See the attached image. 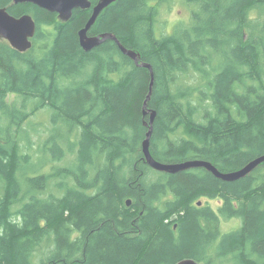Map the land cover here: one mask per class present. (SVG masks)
<instances>
[{"label":"trees","instance_id":"trees-1","mask_svg":"<svg viewBox=\"0 0 264 264\" xmlns=\"http://www.w3.org/2000/svg\"><path fill=\"white\" fill-rule=\"evenodd\" d=\"M13 1L0 7L31 14L37 32L26 52L0 39V264H264V163L228 182L204 168L157 171L142 149L154 109L159 161L230 172L264 154V0H183L190 23L161 37L159 6L172 0L107 7L89 34L113 33L152 65L146 109L149 69L113 40L81 47L92 10L62 22ZM44 109L52 127L36 149L25 124ZM48 153L66 166L39 172L34 157ZM201 196L222 204L199 207ZM234 218L241 227L224 232Z\"/></svg>","mask_w":264,"mask_h":264},{"label":"water","instance_id":"water-1","mask_svg":"<svg viewBox=\"0 0 264 264\" xmlns=\"http://www.w3.org/2000/svg\"><path fill=\"white\" fill-rule=\"evenodd\" d=\"M117 1L118 0H98L95 4H93L91 0H14L13 2L15 4L26 2L33 3L50 12L57 13L62 22L70 21L76 9L92 10V14L87 23L78 32L81 47L85 51H91L107 40H113L117 43L122 53L134 60L137 66L149 69L152 80L148 95L144 102V109H146L148 107V102L151 100L154 87V70L152 65L142 61L141 55L138 52L124 46L113 33H101L95 36L89 34L91 28L104 10ZM36 32L37 23L31 14L26 13L20 17H16L9 13L7 7H0V39L8 41L9 44L18 51L26 52L33 47V38L35 37ZM148 113H150V121L146 123L148 131L146 133V139L143 141L142 149L147 164L157 171L175 174L193 168H204L213 173L219 179L233 182L248 176L264 163V154H262L237 170L222 172L212 162L203 159H190L177 163H165L159 161L153 156L151 151V138L154 132L157 112L154 109H149L145 111V114ZM130 204L131 200L128 201V205ZM176 264L202 263L192 258H186Z\"/></svg>","mask_w":264,"mask_h":264},{"label":"rangeland","instance_id":"rangeland-1","mask_svg":"<svg viewBox=\"0 0 264 264\" xmlns=\"http://www.w3.org/2000/svg\"><path fill=\"white\" fill-rule=\"evenodd\" d=\"M190 20L191 8L187 6L183 0H172L167 4H163L159 6L157 24L155 27L156 36L161 37L162 35L171 34L175 30L176 26L180 24H188L190 23ZM15 98L16 94L11 93L9 94L8 100L10 103H12ZM51 117V111L49 109H44L31 117V119L25 124L33 130L32 134L33 139L36 141L34 144L36 149H39L41 142L49 135V129L52 127ZM177 136H182V133H179ZM50 156L54 158V153H48L47 155H38L34 157V163L39 169V172L43 170L44 172L50 171L53 173L57 166L64 167L68 162L67 159H65L63 161H56L54 163L51 161L48 164L47 158ZM53 191L57 193L54 188ZM48 192H50V190ZM200 199L203 201L204 206H210L213 209H217V206L219 205L217 199H213L208 196H201L196 200V202L200 201ZM175 218L177 217L174 216V219ZM241 225V219H224L221 222V229L224 232H228L240 228Z\"/></svg>","mask_w":264,"mask_h":264},{"label":"flooded vegetation","instance_id":"flooded-vegetation-1","mask_svg":"<svg viewBox=\"0 0 264 264\" xmlns=\"http://www.w3.org/2000/svg\"><path fill=\"white\" fill-rule=\"evenodd\" d=\"M217 201L219 202V205L217 206V209H215V210H218L219 207H220L221 204H222L220 200L217 199ZM196 205H198L199 207L204 206V205H203V201H202L201 199H200V201L196 202ZM222 221H223V220H222ZM222 221H221V222H222ZM220 224H221V223H220Z\"/></svg>","mask_w":264,"mask_h":264}]
</instances>
